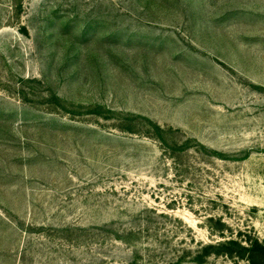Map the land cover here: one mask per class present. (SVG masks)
<instances>
[{
	"label": "rangeland",
	"instance_id": "rangeland-1",
	"mask_svg": "<svg viewBox=\"0 0 264 264\" xmlns=\"http://www.w3.org/2000/svg\"><path fill=\"white\" fill-rule=\"evenodd\" d=\"M256 239L264 0H0V264H264Z\"/></svg>",
	"mask_w": 264,
	"mask_h": 264
},
{
	"label": "trees",
	"instance_id": "trees-1",
	"mask_svg": "<svg viewBox=\"0 0 264 264\" xmlns=\"http://www.w3.org/2000/svg\"><path fill=\"white\" fill-rule=\"evenodd\" d=\"M231 243H235L238 244V242L236 240H231ZM251 249H249L250 251H252L253 253H260L262 255H264V246L261 244L259 239H256L255 242L252 243Z\"/></svg>",
	"mask_w": 264,
	"mask_h": 264
}]
</instances>
